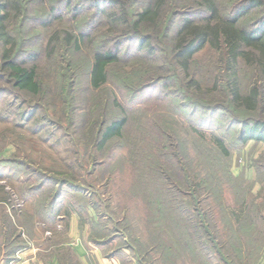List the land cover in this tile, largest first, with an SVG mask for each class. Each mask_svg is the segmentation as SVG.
Segmentation results:
<instances>
[{"label": "rangeland", "instance_id": "374dc122", "mask_svg": "<svg viewBox=\"0 0 264 264\" xmlns=\"http://www.w3.org/2000/svg\"><path fill=\"white\" fill-rule=\"evenodd\" d=\"M74 1L83 14L75 19V11L66 7L65 0H58L60 21L51 29L59 41L65 31L86 34L78 51L58 43L48 56L45 44L51 29L35 19L11 22L13 32L23 30L26 51L37 56L33 65L41 86L39 94L26 95L0 70V197L9 196L11 213L21 212L12 217L13 222L34 241L36 216L25 210L24 201L36 207L56 190L54 181H62V203H73L81 211L87 204L95 218L89 223L82 215L81 226L87 225L84 235L110 240L109 250L128 249L137 264L164 263L160 248H155L161 238L173 247L164 264H264V144H241L242 115L230 107L229 98L220 90L209 91L214 80L223 76L222 51L205 47L184 73L171 56L168 29L173 24L166 23L165 14L172 0L162 9L158 23L140 29L153 38L152 53L140 50L134 36L122 37L118 25L96 17L85 0ZM147 1L134 0L133 11ZM231 1L222 0L221 8L227 9ZM45 3L31 0L29 16L33 17L34 10L42 11ZM195 14L202 15L196 11L191 15ZM113 38H122L120 60L112 65L105 87L94 91L87 77L92 49L109 47ZM236 64V80L247 91L258 81L255 69L241 60ZM129 75L133 76L131 90L119 84V78ZM191 78L200 82L201 91L187 86ZM64 81L71 88L68 94ZM112 95L123 105L122 112L112 107ZM103 115L105 119L125 116L128 123L121 137L99 148ZM253 116L264 120V111ZM213 136L223 139L228 156L214 147ZM187 174L200 184L196 194L185 184ZM173 199L184 201L189 216L180 215ZM158 205L161 212L156 210ZM200 212L207 225L199 228L200 235V231L205 235L204 251L176 247L180 221L175 220L192 217L198 224ZM38 218L42 237L49 238L57 225L52 227L42 215ZM212 238L215 241L210 243Z\"/></svg>", "mask_w": 264, "mask_h": 264}, {"label": "trees", "instance_id": "16d2710c", "mask_svg": "<svg viewBox=\"0 0 264 264\" xmlns=\"http://www.w3.org/2000/svg\"><path fill=\"white\" fill-rule=\"evenodd\" d=\"M58 0H47L44 4L42 11H33V17L29 16V4L31 0H0V70L7 72L9 79L13 86L20 92H24L26 95H36L41 91V86L37 78V73L33 63L37 60L35 53L27 52L24 44V36H21V31L17 29L13 32L11 28V22L14 19L20 18L21 22H26L27 19L38 20L42 27L51 29L53 25H56L60 18L56 16ZM66 7L72 8L74 12V18L82 15L83 10L81 6L78 7V2L74 0H65ZM76 2V3H73ZM93 10L96 17L103 18L107 23L112 25L116 24L121 27V36L128 37V35L134 36L138 42V47L147 53L154 52V44L152 42V36L149 34L141 33L140 29L143 25H154L159 22L161 18V11L165 7L168 0H149L144 3L139 9L133 11L132 3L134 0H85ZM173 4L171 9L165 17L167 21L173 24L172 30L168 29L171 45V56L174 65L181 69L184 73L189 70L191 60L197 53L202 51L205 47L222 51L223 58V76L219 79H215L213 85L209 91L220 90L225 94V97L229 98L230 107H233L239 114L243 116L239 121L241 123V133L239 136L240 143L245 145L249 142H256L264 144V120L261 118H255L254 113H260L264 111V106L260 104L264 101V0H232L227 9L221 8L222 0H172ZM188 2V4H187ZM199 12L200 16L191 15L193 12ZM257 13L256 20L251 22H245L247 18ZM93 14V15H94ZM64 33V34H63ZM61 41L56 36L57 33L54 29L50 30L49 38L45 44L47 55L50 56L54 52L53 44H58L60 47L71 48L77 50L80 48V44L84 42L86 34L82 31L77 32V36L70 31L63 32ZM120 36V35H119ZM122 39V38H121ZM120 38H113L109 47H99L92 49L90 61L87 66L88 83L91 88L96 91L105 87L112 65H115L120 60ZM27 52V53H26ZM25 55V58H22ZM238 60L246 66H251L255 69L257 74V83L253 84L247 91H242L240 84L236 80V66ZM29 61V62H28ZM65 78L68 77L67 73H63ZM132 77L119 78V84L127 90H131ZM190 88L192 90L201 91L202 86L200 82L189 79ZM222 83V85H221ZM220 84V85H219ZM64 92L66 94L71 92L68 81H64ZM66 101L68 105L71 104V99L67 97ZM109 101V98L107 99ZM193 103V102H192ZM110 105V101H109ZM112 107H117L121 112L124 110L123 105L119 101H116V97L112 95L111 98ZM264 105V104H263ZM202 108H210L206 104H201ZM223 107V105H222ZM104 122L98 127L97 145L99 148L115 137L122 136V129L128 123V118L122 116L121 118L113 117V119H105L104 115L101 117ZM236 122V121H235ZM193 132H196L195 128H192ZM197 133V132H196ZM200 136V135H199ZM100 138V139H99ZM213 145L224 156L229 155V150L226 148L225 143L219 136H213ZM185 184L192 189L191 192L197 193L200 189V184L197 185L189 174L185 175ZM57 188L54 192L48 194V198L44 202H39L35 205L41 206L40 212L36 210V214L45 217L47 223L55 222V218L58 216L61 204V199L64 195V184L54 181ZM203 188V187H202ZM197 189V190H196ZM44 194V193H43ZM42 194V195H43ZM193 197V196H192ZM175 200L177 211H180V215L189 216L187 211L188 207L184 205V201ZM1 205L4 208L12 209V206L8 205L9 196L3 197ZM36 203V202H35ZM36 206V208H38ZM179 207H182L179 209ZM40 209V208H39ZM72 210V208H70ZM156 210L161 212V206H156ZM66 213H69L67 210ZM186 213V214H185ZM11 216L10 222L13 227L17 229V235L22 237V234L26 236L25 231L21 227H17L13 222L12 217L15 213H9ZM199 219L197 223L194 222L192 217L184 218L185 220L178 223V235L174 237L176 247L182 249H198L203 250L204 245V232L199 228H207L203 213L198 214ZM81 219V218H80ZM90 221H92L90 219ZM90 223V222H89ZM195 223V224H194ZM92 226L96 225L95 222H91ZM174 227H176V224ZM51 226H54L53 224ZM206 234V233H205ZM209 237V234H207ZM90 238L103 245L109 244L110 240H96L91 236ZM30 240V238H28ZM156 239V238H155ZM162 239V240H161ZM156 240L155 248L159 247L161 253V260L167 258L168 250L172 251L173 248L168 243L166 244L161 238ZM214 238L210 240V243L214 242ZM161 243V246L157 243ZM28 245L27 241H20L15 250L22 249ZM195 246V247H194ZM200 246L201 248H196ZM216 246V243L213 244ZM119 247V246H118ZM165 247H169L165 250ZM205 249V247H204ZM175 253H179L176 250ZM204 251V250H203ZM175 253H171L172 256ZM134 256V255H133ZM163 263V264H164Z\"/></svg>", "mask_w": 264, "mask_h": 264}, {"label": "crops", "instance_id": "0c3cea01", "mask_svg": "<svg viewBox=\"0 0 264 264\" xmlns=\"http://www.w3.org/2000/svg\"><path fill=\"white\" fill-rule=\"evenodd\" d=\"M2 199L0 197V264H137L135 256L128 249L117 247L109 250L107 244L96 243L90 236L84 235L86 224L81 226L84 223L83 218L88 222L95 219L89 211V205L86 204L81 211L76 210L72 203L75 207L71 210L72 205L62 203L63 197L58 207L60 212L53 222L58 229L49 238H43L42 230L38 229L41 222L35 212L36 207L29 206L31 202L28 200L24 201L27 204L25 210H31L32 216H36L32 226L34 241L32 239L31 245L26 248L15 250L18 243L25 238L23 234L22 237L16 234L17 229L9 218L12 209L4 208L1 205ZM67 210L69 213H66ZM20 214L21 212L16 213V216Z\"/></svg>", "mask_w": 264, "mask_h": 264}, {"label": "built area", "instance_id": "2783aa9c", "mask_svg": "<svg viewBox=\"0 0 264 264\" xmlns=\"http://www.w3.org/2000/svg\"><path fill=\"white\" fill-rule=\"evenodd\" d=\"M23 238H25V240H26L27 243H28V245H27L26 247L30 246V245H31V241H30L28 238H26L24 234H23ZM26 247H24V248H26ZM22 249H23V248H22ZM19 250H21V249H18V251H19ZM18 251H17V252H18Z\"/></svg>", "mask_w": 264, "mask_h": 264}]
</instances>
